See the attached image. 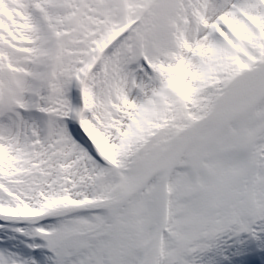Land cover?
<instances>
[{"label":"snow or ice","instance_id":"obj_1","mask_svg":"<svg viewBox=\"0 0 264 264\" xmlns=\"http://www.w3.org/2000/svg\"><path fill=\"white\" fill-rule=\"evenodd\" d=\"M0 264H264V0H0Z\"/></svg>","mask_w":264,"mask_h":264}]
</instances>
